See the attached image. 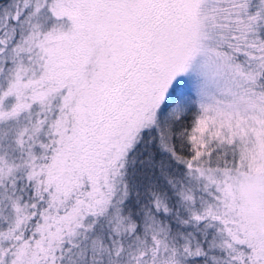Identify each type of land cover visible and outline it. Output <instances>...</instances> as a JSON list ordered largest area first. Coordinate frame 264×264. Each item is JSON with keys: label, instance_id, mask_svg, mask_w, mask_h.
Masks as SVG:
<instances>
[{"label": "snow or ice", "instance_id": "obj_1", "mask_svg": "<svg viewBox=\"0 0 264 264\" xmlns=\"http://www.w3.org/2000/svg\"><path fill=\"white\" fill-rule=\"evenodd\" d=\"M0 264H264V0H0Z\"/></svg>", "mask_w": 264, "mask_h": 264}]
</instances>
